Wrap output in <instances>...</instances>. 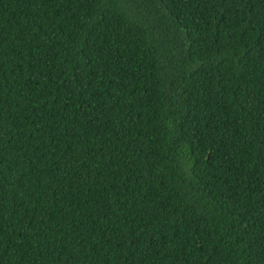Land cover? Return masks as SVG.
I'll use <instances>...</instances> for the list:
<instances>
[{
  "label": "trees",
  "instance_id": "trees-1",
  "mask_svg": "<svg viewBox=\"0 0 264 264\" xmlns=\"http://www.w3.org/2000/svg\"><path fill=\"white\" fill-rule=\"evenodd\" d=\"M0 264H264V0H0Z\"/></svg>",
  "mask_w": 264,
  "mask_h": 264
}]
</instances>
